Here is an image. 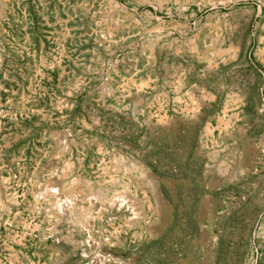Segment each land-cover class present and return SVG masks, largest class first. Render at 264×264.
Listing matches in <instances>:
<instances>
[{"label":"rangeland","instance_id":"1","mask_svg":"<svg viewBox=\"0 0 264 264\" xmlns=\"http://www.w3.org/2000/svg\"><path fill=\"white\" fill-rule=\"evenodd\" d=\"M0 264H264V0H0Z\"/></svg>","mask_w":264,"mask_h":264}]
</instances>
